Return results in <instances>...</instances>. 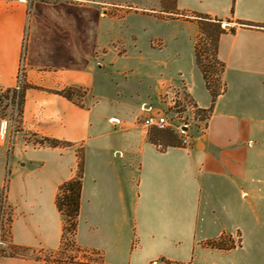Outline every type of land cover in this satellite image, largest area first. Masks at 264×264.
Masks as SVG:
<instances>
[{
  "label": "crops",
  "instance_id": "obj_1",
  "mask_svg": "<svg viewBox=\"0 0 264 264\" xmlns=\"http://www.w3.org/2000/svg\"><path fill=\"white\" fill-rule=\"evenodd\" d=\"M232 5L177 0L179 12L262 26L230 23L236 31L220 38L226 91L186 148L153 142L155 130L137 119L176 89L210 109L193 19H162L180 30L149 37L145 48L135 35L128 43L115 38L117 18L98 1L0 0V95L18 85L22 64L30 84L10 158L0 124V186L9 178L14 244L60 250L64 219L56 197L75 177L82 150L80 248L102 253L107 264H235L232 251H245L246 264H264V0H235L233 15ZM130 55L138 63L122 65ZM67 87L87 90L84 107L57 93ZM30 137L72 146H40ZM222 235H238L241 246H206ZM0 264L47 263L14 257Z\"/></svg>",
  "mask_w": 264,
  "mask_h": 264
},
{
  "label": "trees",
  "instance_id": "obj_2",
  "mask_svg": "<svg viewBox=\"0 0 264 264\" xmlns=\"http://www.w3.org/2000/svg\"><path fill=\"white\" fill-rule=\"evenodd\" d=\"M49 1V0H44ZM233 5L231 8V14H234L235 8V0H232ZM175 12L177 16L193 19L199 28V34L195 43V58L198 69L200 70L203 79L205 81L206 87L211 95L212 104L209 110H201L198 112L201 114H209L212 111L214 104L218 97L222 95L226 91V83L223 80V74L225 71V64L218 58V43L222 35L236 31V27H226L227 23H235L240 26L245 27H262L261 25L255 24L253 22L228 18H220L217 16H211L208 14L198 13V12H179L176 8ZM174 14V12H171ZM160 19H166L164 17H159ZM25 70V68H24ZM30 88V84L26 80V73L23 74V81L20 85H17L15 88L7 89L6 91L12 94V102L14 105H17L18 111V123L19 130L21 131V123L23 119L24 107H25V95L26 91ZM58 94L66 97L70 101L76 103L77 105L84 107L85 104L80 101V98H84L87 94V90L84 88H74L67 87L63 90L57 92ZM1 98V95H0ZM154 135L158 136V138H150L153 142L159 143L164 142L168 145H179L178 139L173 133L169 131H161L154 129ZM34 143L40 146H48L52 148L57 147H69L72 146L71 143L52 139V138H41L35 139ZM180 146V145H179ZM78 170L74 178L64 182L59 187V192L56 197V207L58 211L61 213L64 219L63 223V231H62V244L61 248L63 250H71L72 248H76L78 252L82 253H92L98 256V260L96 261H76L74 257H71V263L65 264H107L104 261L103 255L100 252L96 251H87L80 248L75 241V236L78 228V219L80 215L81 209V198H82V185H83V173H84V153L82 150L78 152ZM11 174V171L8 169V176ZM8 181L7 178L6 184L3 187H0V204H6L10 209V214L8 216L9 222V231L8 238L5 234L1 235L0 238V261L2 258H35L37 260H42L45 263L49 264L46 258H43L39 255L35 257L31 254H35V252L29 248L20 245H16L13 243L12 238V211L13 206L10 204L8 199ZM2 189L4 191H2ZM5 192V193H4ZM229 238V239H227ZM206 246L214 249H219L223 251H230L235 249L238 246H241V239H239L237 245L232 240L230 235H222L220 238L209 241L206 243ZM166 264H181L177 262H171L167 260H163ZM60 264V263H57Z\"/></svg>",
  "mask_w": 264,
  "mask_h": 264
},
{
  "label": "rangeland",
  "instance_id": "obj_3",
  "mask_svg": "<svg viewBox=\"0 0 264 264\" xmlns=\"http://www.w3.org/2000/svg\"><path fill=\"white\" fill-rule=\"evenodd\" d=\"M84 1H98L102 4L104 9V14L111 17H116L117 19L112 23L113 32L115 38L121 40L124 43L130 42L132 36L135 35L140 43L146 48L149 37H158L163 34H170L176 29L177 25L167 22L165 20L159 19V17H164L166 19H175L177 14L175 12L177 8V0H84ZM171 12H174L172 14ZM229 24V23H227ZM227 26V25H226ZM230 26V25H229ZM187 33V30L183 31ZM157 45V42H154ZM127 46V44H126ZM115 54V53H113ZM155 56V55H153ZM151 56L153 59L154 57ZM121 64L126 66H133L138 63L137 57L130 55L127 59H121ZM80 101L84 102V98H80ZM167 104V102H166ZM165 103L161 100L156 103V108L164 109L166 108ZM143 115H141L138 119ZM18 111L17 105L12 102V94L4 90L1 93L0 98V124L1 121H6L8 123V131L6 133L5 142L3 143L9 158L13 150L14 135L19 132L18 123ZM30 140H35V138H25ZM1 187V186H0ZM2 191H4L2 189ZM1 192V191H0ZM5 193V192H4ZM10 214V209L6 204H0V238L1 235L5 234L8 238L9 222L8 216ZM229 239V238H227ZM239 236L232 237L233 242L237 245L239 241ZM31 254L32 256L39 255L46 258L49 264H65L71 263L70 258L74 257L76 261H96L98 256L92 253H82L78 252L76 248L71 250L60 249L56 252H37ZM245 251H232L229 255V262L235 264H246L243 260L245 258ZM158 260L154 264H166L165 261ZM178 263V262H177Z\"/></svg>",
  "mask_w": 264,
  "mask_h": 264
},
{
  "label": "built area",
  "instance_id": "obj_4",
  "mask_svg": "<svg viewBox=\"0 0 264 264\" xmlns=\"http://www.w3.org/2000/svg\"><path fill=\"white\" fill-rule=\"evenodd\" d=\"M229 27L230 24H226ZM23 64L19 71L18 85L23 81L25 72ZM161 101L166 104V108H155L151 113L143 115L137 124L144 130L157 129L169 131L178 139L182 147H191L199 132H204L207 128L209 114H201L199 108L183 89L170 90ZM4 137L8 131V123L3 121ZM114 125L120 124L119 119H112Z\"/></svg>",
  "mask_w": 264,
  "mask_h": 264
}]
</instances>
